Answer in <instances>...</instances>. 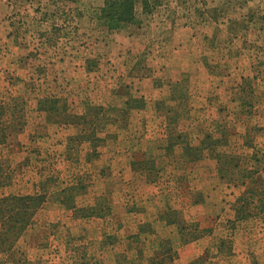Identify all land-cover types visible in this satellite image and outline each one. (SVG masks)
<instances>
[{"label":"rangeland","instance_id":"obj_1","mask_svg":"<svg viewBox=\"0 0 264 264\" xmlns=\"http://www.w3.org/2000/svg\"><path fill=\"white\" fill-rule=\"evenodd\" d=\"M205 1L204 18L192 3L162 0L111 28L99 17L104 0H0V197L40 198L29 226L0 248V264H104L92 254L122 248L116 235L138 249L127 237L135 230L153 241L106 264H264V213L230 223L264 168V0ZM170 59L173 77L192 76L193 110L152 112L158 94L179 91ZM165 69L159 87L138 81ZM40 95L54 96L58 112ZM92 106L102 107L95 122ZM125 110L135 111L128 123ZM90 128L96 139L86 145ZM207 133L237 167L220 169L209 152L190 158L186 143ZM128 168L146 176L118 174ZM178 220L198 225L199 237L182 241Z\"/></svg>","mask_w":264,"mask_h":264},{"label":"trees","instance_id":"obj_2","mask_svg":"<svg viewBox=\"0 0 264 264\" xmlns=\"http://www.w3.org/2000/svg\"><path fill=\"white\" fill-rule=\"evenodd\" d=\"M178 2H181L183 5L192 3L194 9L196 10V12L200 13V17L202 18L205 17L207 11L211 13L209 8V10H206L207 4L205 0H202V2L201 0H178ZM161 3L162 0H104L103 5L100 7L99 17L101 20L105 21L111 28H119L123 25L137 21L136 9L139 5H141V9L144 13L150 14ZM213 14L219 15V13L217 12ZM214 17L217 19V16ZM58 102L59 101H57L56 98L51 97L41 98L40 100V103L45 105L48 104L51 109L55 110V112H58V109L56 108ZM92 107L89 109H92V116L94 118L93 122H95L101 113L102 107ZM89 111L87 109L86 112L77 117V119H86L87 117H89ZM123 113L126 116L128 111L125 110L123 111ZM86 123H91V120H86ZM87 131L88 134H86ZM80 139H86V141L89 142H91L93 139H96L94 128L85 130L84 134L80 135ZM179 139L182 140L181 135H179L176 140ZM0 142L3 143L2 140ZM174 144L175 143L173 142V140H171V142L168 144V152L173 151L172 148ZM225 147L226 146L222 140L214 138L212 133H207L198 145L186 143L185 151L193 160L197 159L202 153L209 152L212 157L214 156L217 159V164L222 170H224L225 167H237L239 164L237 156H234L233 154H231V152L229 153L223 150L225 149ZM259 171L260 170L258 169H254L251 171V173L255 174ZM259 181L260 186L257 194L256 191L247 189L243 190V192L238 196L235 202V216L234 219L230 220V223L235 224L237 222L249 219V217H255L260 212L261 214L264 213V168H262ZM241 183L242 186L246 185L245 181H242ZM241 185L239 186V184H235V186L237 187H241ZM38 199L40 198L35 195L19 194L0 197V248L6 247L8 244L11 245L12 243L16 242L25 228L29 226L31 216H33L36 209L39 208L38 204H40V200ZM178 221L180 231H183L182 241L187 243L199 237L198 225H196L195 229L192 231V229L189 230L190 228L188 225H186L187 223L185 221ZM4 233L12 234L14 236V239L9 240V238L3 237ZM221 244L224 245V241ZM221 244L220 246H222ZM164 250V253H166V255L169 254L168 248ZM255 264L259 263L255 262Z\"/></svg>","mask_w":264,"mask_h":264},{"label":"crops","instance_id":"obj_3","mask_svg":"<svg viewBox=\"0 0 264 264\" xmlns=\"http://www.w3.org/2000/svg\"><path fill=\"white\" fill-rule=\"evenodd\" d=\"M175 51H179V49L178 50H175ZM181 52V54H182V51H180ZM183 52H185V53H188V50H184ZM17 58L18 57H16V59H15V62H16V60H17ZM49 61L51 60H55V59H51V58H49L48 59ZM63 59H61V61H62ZM44 61H46V60H44ZM172 61L173 60H171L170 59V62L167 64V67H169L168 68V72L170 73L171 72V74H170V77L168 78V80L169 79H176L175 80V83L177 84V87L179 88V91H178V93L177 92H172L171 93V91H168V92H163L162 93V95H163V97H160L159 95L160 94H158V97L159 98H162L161 100H158V101H155V104H154V111H152V112H156V113H161V112H181V111H188L189 109H191V110H193L192 108H191V99L193 98L192 97V91H190L189 89H190V77H192V76H190V75H181L180 77H173V71H175V74H176V70H174V69H172V66L174 67V64H172ZM12 64L14 63L13 62V60H11L10 61ZM15 64V63H14ZM176 66V65H175ZM171 67V68H170ZM182 69L183 70H186L185 68H184V66H182ZM166 71H167V69H165V72L164 73H162V74H160V76L158 77V76H152V77H148V76H150V74L149 75H147L146 74V77H148V78H142V77H140V78H138V81L140 82V83H142L143 85L142 86H144V88H145V84H148V81L150 80V81H152V82H154V85H155V83H156V87H159L160 86V83H162V81L164 80L163 78L164 77H166L167 78V75H166ZM181 72V71H180ZM77 74V73H76ZM163 74H164V76H163ZM44 76V75H43ZM158 77V78H157ZM40 78L41 79H43L41 76H40ZM124 79V78H123ZM163 79V80H162ZM134 80H136V79H134ZM133 80V81H134ZM159 82V83H158ZM158 83V84H157ZM162 85V84H161ZM175 93V94H174ZM39 97H41V98H46V97H52V96H39ZM54 97V96H53ZM141 97H144L145 99L148 97V95L144 92H142V94H141ZM157 97V96H156ZM169 97H172L173 99H174V104H172L171 103V106H174L175 108H172V107H169L170 106V104H168V100L167 99H169ZM178 97L180 98V99H178ZM156 99V98H155ZM163 100H165V102L163 101ZM147 102V101H146ZM168 105V106H167ZM146 108H147V103H146V106H145ZM145 107H144V109H145ZM166 107V108H165ZM151 108H152V106H151ZM148 109H146V111H147ZM145 111V112H146ZM133 112H135L134 110H131V113L130 112H128L127 113V115L125 116V119L127 120V123L129 122V119H130V117H129V114H131L132 115V113ZM118 120H120V118L118 117ZM126 140V139H125ZM168 140V139H167ZM84 143H86V145H89L90 144V142H88V141H86V142H84ZM168 143V142H167ZM166 143V144H167ZM165 146H167L168 147V144L167 145H165ZM165 149H166V147H164ZM166 152H167V149L165 150ZM128 159H131V158H128ZM124 166V165H123ZM120 170L122 171V172H120ZM130 170V171H129ZM118 174H120V175H131V176H134V177H144V176H146V172L143 170V169H137V170H132V168H128V169H125V170H122V169H119V173ZM48 212V211H47ZM117 215L118 216H120L121 214H116V217H117ZM121 217L122 218H120V222H119V224L120 225H122V223H124V225H123V227L122 228H124V229H126V228H128V227H130V225H126L125 223H126V220H128V219H126L127 217L125 216V215H121ZM119 217H117L116 219H118ZM119 221V220H118ZM147 222V220H141V219H138V223H139V225L140 224H144V223H146ZM40 225H41V221H39L38 222ZM139 232V230H135L134 231V235L133 236H131V234L129 233L128 234V236L127 237H129V239H128V241H130V242H132V244H133V241H134V239H137V240H140V241H144V243H146V242H150V241H153V238H151V236H147V234L146 233H138ZM136 233H138V234H136ZM113 236H115V235H112V237L111 238H109L108 237V235H107V238L109 239V240H114V237ZM122 236H124V235H122ZM116 237H118L119 238V241H122V244H121V247L122 248H120L119 250H117V248H114V245H111L110 246V248H109V253H114V254H109V255H111V256H118V255H120V254H124V255H131L132 254V252H131V254H130V251H136V252H138V255H139V251H138V249L141 247V244H140V241L139 242H137V244L139 245V247H138V249L137 248H135V247H133L132 248V246L131 247H128L127 245L125 246V244H124V239H120V235H116ZM127 239H126V241H127ZM80 252V255H82L83 254V252L81 251V250H78V251H76V250H74V255L76 256L78 253ZM102 252V256L100 255V253ZM138 255H136V256H138ZM92 256H94V259H96L97 257H102V258H104V264H106L108 261L105 259V257L107 256V257H111V256H108V254H106V253H104L103 251H100V252H98V253H96V252H94L93 254H92ZM30 261H32V260H30ZM101 261V260H100ZM100 264H101V262H99Z\"/></svg>","mask_w":264,"mask_h":264}]
</instances>
